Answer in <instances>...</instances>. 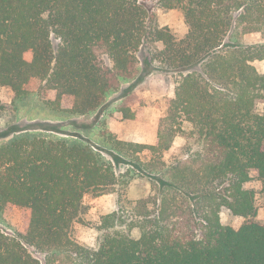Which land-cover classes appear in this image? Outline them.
<instances>
[{
	"label": "trees",
	"instance_id": "16d2710c",
	"mask_svg": "<svg viewBox=\"0 0 264 264\" xmlns=\"http://www.w3.org/2000/svg\"><path fill=\"white\" fill-rule=\"evenodd\" d=\"M154 7L181 10L185 34L160 27ZM252 34L264 40V0H0V89L15 99L39 84L53 111L99 112L139 77L143 48L147 65L177 78L153 144L106 132L109 148L80 133L0 145V215L23 217L17 233L0 229V264H264V222L245 187L253 173L264 181V73L254 65L264 42L247 44ZM132 88L116 106L126 119L138 118ZM137 176L151 190L130 200ZM110 193L118 208L94 244L80 242L85 197ZM224 208L243 224H223Z\"/></svg>",
	"mask_w": 264,
	"mask_h": 264
},
{
	"label": "rangeland",
	"instance_id": "374dc122",
	"mask_svg": "<svg viewBox=\"0 0 264 264\" xmlns=\"http://www.w3.org/2000/svg\"><path fill=\"white\" fill-rule=\"evenodd\" d=\"M155 18L160 27H166L177 37H182L186 30L184 16L179 9H160L154 7ZM247 44L264 42L260 34H252L246 38ZM139 77L131 82H125L122 89L111 94L107 101L108 106L99 112L89 115H71L53 111L48 108L39 96V84L32 88V93L25 98L15 99L13 91L4 87L0 89V100L6 108L0 111V145L9 142L17 136L31 134L44 137H62L69 134H82L96 146L109 148L106 132L114 134L118 139L126 142L153 144L157 140L158 124L161 117L167 112L170 98L174 96L176 76L166 72L157 62L147 65L151 58L148 48L139 53ZM254 65L264 73V59L256 60ZM136 96L132 109L137 112V119H126L116 110L119 97L126 88ZM256 110L264 113V103H258ZM87 126V128H85ZM183 140L177 139L174 149L166 157L176 154L182 146ZM108 158L110 155L106 154ZM145 158V155H142ZM130 167L126 162L118 165L123 171ZM256 193L257 214L256 221L264 222V181L259 180L253 173V179L245 185ZM151 182L148 177H135L126 190V197L136 200L149 195ZM120 195L110 193L99 197L86 196L82 221L75 232L80 242L92 245L96 242V229L101 217L116 210L119 206ZM221 221L225 225L240 227L245 218L234 215L224 208L220 213ZM23 227L22 212L19 208H11L6 214L0 215V229L15 234Z\"/></svg>",
	"mask_w": 264,
	"mask_h": 264
}]
</instances>
